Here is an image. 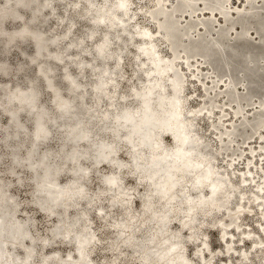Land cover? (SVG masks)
I'll list each match as a JSON object with an SVG mask.
<instances>
[{"label":"bare ground","instance_id":"bare-ground-1","mask_svg":"<svg viewBox=\"0 0 264 264\" xmlns=\"http://www.w3.org/2000/svg\"><path fill=\"white\" fill-rule=\"evenodd\" d=\"M0 1H2L0 2V44L3 51L7 53L11 48L19 47L21 54L27 57V62H20L15 67L7 58L0 59V75L9 76L13 71L23 72L29 64L35 66L37 76L29 77L27 86L21 83L13 84L11 81L0 82V110L8 117V123L3 127L4 140L14 139L15 147L19 149L23 144L19 139L20 133L25 137L30 135L31 142L25 155L21 156L17 151L14 152L12 163L19 165L23 160L25 161L37 181L35 188L37 207L57 218L52 229L55 237L72 246V249L64 255L58 249L49 253L37 250L29 220L18 217V202L0 178V264H96L94 252L100 238L93 226L89 210L83 208L82 203L97 205L102 201L106 191L111 192L110 205L119 206L125 211L124 218L110 220L111 229L117 236L111 245L120 251L124 248L133 250L139 264H215L220 251L227 254L223 264L232 260L234 252L239 254L237 255V259L241 262L239 264H249L251 253L264 252V174H260L261 178L254 185L259 191L253 190V203L252 197H247L246 191L242 190L241 195H238L237 205L231 209L234 195L231 178L220 170L214 162L215 158L213 159L204 150L206 144L194 124V121L203 114L208 115L209 118H212V114H219L217 119L213 118L210 127L213 128V133L219 130L217 135L220 141L227 142L226 145L231 146L234 136L239 133L237 124L245 121L243 115L245 108L239 101L240 97L234 99L235 90L230 86L232 80L225 79V83L221 85L225 93L224 97L227 98L225 104L234 109L232 117L229 118L231 123L225 127V130L220 128V125H224L227 120L225 117L229 114L228 109H225L224 105L216 106L217 103L207 107L206 104L214 101L213 98L211 101H204L205 104L201 101L196 107L187 109L184 94L186 79L177 69V59L181 57L186 59L187 68H191L189 59L201 53L206 59L214 58L218 62L241 57L235 48L230 50V54H227V51L226 57L220 46L224 44L222 41L224 34H220V39L217 41H208L206 39L208 28L195 39L183 43L185 28L180 25L175 13L191 7V1L175 0L174 6L168 9L164 4L165 0H159L158 3L155 0L151 8L145 9L146 15L155 21V32H152L148 26H138L140 28L137 33L141 41L138 50L143 56L142 65L148 62L149 64L145 69L147 73L145 84L142 88L133 87L131 91L133 100L137 102L135 107L129 105L127 94H119L118 82L108 63L114 60V66L121 71L124 50L121 47L118 50L112 49V33L128 31V22L134 16L131 13V0H100L99 2L87 0L86 2L87 17L95 26L88 33L91 40L97 34L98 26L107 28L93 46V52L99 57L100 63L85 61V58L81 57L89 50L85 37L72 38L75 20L69 22L61 33L55 32L54 27L51 29L41 27L40 23L47 22L48 19L44 17V11L48 9L54 12L53 0ZM256 2L257 0H243L239 6L241 10L233 12L236 21L244 23L253 13ZM206 4L219 9L225 7L223 0H207ZM22 11L30 13L28 19L24 17ZM221 15V22L232 24L224 11H221ZM8 20L18 21L20 26L9 29L6 26ZM187 25L193 27L191 20ZM243 26L237 37H249L245 23ZM24 32L26 36L19 37ZM154 33L159 34V38L169 46L170 56L162 54ZM117 37L120 40L121 36L117 35ZM261 39L259 38L260 41ZM64 40H67V43L63 46ZM28 41L34 45V50L29 56L27 51L20 47V44ZM68 49L69 51L73 49L75 55H80L76 61L80 75L85 69L96 70L97 79L92 85V93L96 97L97 105H100L103 99H107L110 107L103 112L101 120L113 123L111 129L113 141L98 137V133L93 131L90 120L80 115L83 113L91 118L98 109L87 105V87L79 76L69 69L70 60L66 59ZM244 58L247 60V65L241 66L240 74L242 78H247L244 92L249 97L252 95L254 85L262 87L264 78L262 70L251 64L254 61L253 52L247 51ZM53 63L63 66L62 74L69 91L67 94L63 92L62 85L58 82ZM192 75L198 76L196 70L192 71ZM38 77L43 80L50 92L51 104L58 116L63 118L60 122L42 101V89ZM205 80L198 77V81L202 84L203 96L209 93ZM218 80L221 82L224 79ZM168 82L170 90L167 89ZM117 98L125 105L119 111H117ZM233 101H236L237 105H232ZM215 106L220 111L215 112ZM110 109L114 111L112 114ZM256 113L264 114V110H257L254 114ZM23 114H28L33 121L31 134L22 119ZM121 118H125L123 123L120 121ZM263 120L257 119L254 127H261ZM55 125L63 127L71 145L69 149L62 145L60 153L71 162L72 166H68L65 162L59 163L52 149L41 150L42 145L51 141L53 136L51 126ZM165 135L173 140L171 147L164 143ZM258 138H261L259 147L263 149L260 155L264 157V133H260ZM120 142L129 148L128 161L120 160ZM82 145L85 148H82ZM88 147L95 150L94 157L90 155ZM227 148L229 150V147ZM256 148L251 147L252 156L249 154L247 156V170L239 174L240 186L247 187L251 185L248 181H255L258 178L259 169L256 175L257 163L254 161L257 155ZM243 155V152L239 153L238 157ZM89 157H92L95 167L101 164L112 167V170L102 177L106 189H100L94 194L90 193L86 184V181L92 177L91 167L82 162ZM132 160L135 162V167L130 164ZM228 165L233 166L231 159L228 160ZM127 171L134 174L137 184L145 185L148 189L140 201L142 205L140 212L134 209L133 188L128 187L124 181L123 175ZM65 173L70 174V179L62 182L60 178ZM254 203L261 207L262 215L259 211L256 214L259 215L257 222L263 233L260 229H257L258 234H254L253 229H243L242 220L250 215L247 211L251 212L255 209ZM96 208L98 215L106 219L110 218L111 213L105 211L103 206L97 205ZM214 211L221 214L210 227L218 229L221 243L224 242L221 249L216 250L212 248L206 231H203L204 225L211 222V218L213 219ZM173 223L179 224V228H174ZM238 232L241 236L236 240L234 237ZM201 233L204 234L203 237L200 236ZM251 236L255 237L251 238ZM246 240L251 243L250 248L245 247ZM239 241L244 243L241 248L236 246ZM188 243L195 244L193 257L188 253ZM49 244L48 237L41 238L43 247ZM18 248L22 249L21 255L17 252ZM52 259L54 260L51 261ZM262 259L263 261L259 260L264 263V257ZM115 264H118L117 261Z\"/></svg>","mask_w":264,"mask_h":264},{"label":"rangeland","instance_id":"rangeland-1","mask_svg":"<svg viewBox=\"0 0 264 264\" xmlns=\"http://www.w3.org/2000/svg\"><path fill=\"white\" fill-rule=\"evenodd\" d=\"M76 1H78V3H76ZM97 1L99 2L100 0ZM174 1L175 0H165L164 4L168 9H171L174 6ZM189 1L192 2L191 7L181 9L175 13V16L179 20L180 25L185 28L184 30L185 36L182 38L183 43L188 42L191 39H195L199 34L205 32L204 30L206 28H208V32L206 35V39L208 41H212V42L217 41L220 39V34H224L223 35L224 37L222 39L224 44L220 45L223 48L222 53L226 55V52L228 51L227 54H230L229 53L231 52L230 50H233V48H235L238 51L239 55L241 56L239 58L229 60L230 62L227 61V59H224L225 61L223 62H218V60L214 58L206 59L205 56L201 53L189 59L190 63L192 64L191 68H187V65L185 64L186 59L184 60L181 57L176 60L177 69H179L184 74L186 79V89L184 94L186 95L185 98H186L187 109L190 110L191 108L196 107L201 101H203V103L205 104L204 101L206 100L211 101V98H213L214 101L207 103L206 104L207 107H212V104L217 103L218 105L216 104V106L220 107L224 105L225 106L224 108L228 109L229 114H227V116L225 117V119L227 120L224 122V125H220V128H223L225 130V127L231 123L229 118L232 117V111L234 110L232 106L225 104L227 98L225 99L224 97L225 93L223 92L224 90L221 88V85L225 83V79L232 80V82H230L231 83L230 86H232L231 88L235 90L233 92L234 99L240 97L239 101L245 108L243 113L245 121L243 123L240 122L241 124L236 123L239 126V133L238 135L234 136L233 138L234 143L231 142L230 143L231 146H227L226 145L227 142L222 143L220 141V137L218 138L217 135V132H219V130H215V133H213L212 132L213 128L210 127V123L213 120V118L217 119L219 117V114H212V118H209L208 115L203 114L194 121L196 129L198 130L199 134L203 137V141L206 144L204 150L208 152L209 155L213 157V159L215 158L214 162L219 166L220 170L226 173L227 175H229V177L231 178V185L234 190V195L232 198L233 203L231 204V209H233L237 205L239 198L238 195H241L242 190L246 191L247 197L250 196L252 197L251 202L253 203L254 191L255 190L256 192L259 191V189L254 185L256 184V181L261 178L260 174H264V170H262L264 166V157L260 155L263 149L259 147L261 138H258L260 133H264V123L261 127H254V124L257 119H262V120L264 119V114H260V113L254 114V112L257 110L258 111L264 110V104L262 106V102L264 101L263 98L264 81L262 87L254 85L252 87L253 88L252 95L248 97L245 95L244 92V87H245L244 85L247 84L246 83L247 78L246 77L242 78V75L240 74L241 66L247 65V60L246 58H244V54L247 53V51H251L253 52V59H254V61L251 64H255L256 67L262 70L261 73L264 78V0H257L256 5L253 8V13L250 16H248L246 18V21L244 22L245 27H247L249 30V32L247 33V36L249 37H245V36L237 37V34L241 32L242 28L244 27L243 26L244 23L242 21H236L235 19L236 17L233 14V12L241 10L239 6L241 5L243 0H223L225 7L221 9L212 6L211 4L210 5L206 4L207 0H189ZM53 2L55 7L54 12H50L48 9L44 11V15H45L44 17L48 19L46 20L47 22L40 23L41 27L43 29L44 28L51 29L54 27L55 29L53 28V30L55 32L61 33L66 29L67 24L69 22L75 20L74 34L72 35V38L76 39L79 36L85 37V43L86 46H88L87 48L89 50V52L84 53L81 57L85 58L84 59L85 61L92 60L96 63H100L101 61L99 57L95 55V53L93 52V46L95 41L99 40L100 37L107 31V28L103 26H98L97 27L98 35L96 34L93 40H91L92 38L88 36V33L91 31V29L95 28V26L91 24L89 17H87L88 15L87 4H86L87 0H53ZM131 2H132L131 13L134 14V16L132 20L130 19L128 22L129 23L127 25L128 31L126 33L125 32L120 33L119 31H117L116 33H112V37H113L112 45H111L112 49L118 50V48L121 47L124 50L123 64L121 71H118V68L114 66V60H110L108 63L110 65L112 72H114L115 78L118 82L119 94H127L129 105L135 107L137 105V102L133 100L131 91L133 87L142 88V86L145 84V80L147 76L145 69L148 67L149 64L148 62L147 64L142 65L143 56L140 55L138 50L139 45L141 44V41L139 39L140 38L139 34L137 33L138 29L140 28L138 26H148L152 32H155V21L149 18L145 13V9L151 8V6L155 3V0H131ZM158 2L159 0H157V3ZM221 11H224L227 14V17L232 24L228 25L225 24L224 22H221L222 20ZM22 12L25 15L24 17L28 19L30 13L28 11H22ZM216 13H218V15H216ZM66 17L68 20L65 19ZM209 18H211V20H209ZM189 20H191L193 27H189L187 25ZM6 26L9 29L17 28L18 26H20V22L15 20H8L6 21ZM117 35L121 36L120 40L118 39ZM154 36L157 38L158 47L160 48L162 54L165 56H170L171 54L169 51V46L164 42L162 38H159L160 37L159 34L154 33ZM259 38H262L261 39L262 41H260ZM66 43L67 40H64L62 45L64 46L66 45ZM33 46H34L33 43L30 41L20 44V47L24 48L27 51L28 56L33 52L34 50ZM67 53H68L67 57L69 58L66 57V59L70 60V63L68 64L69 69L71 70L72 73L78 75L79 78L85 83L87 87L86 88L87 105L90 107L93 106L92 108L98 109L97 112H95L96 114L93 115L91 118H89L88 115L83 113H81L80 115L84 117L86 120L87 119L90 120V123L93 126V131L98 133V137L106 138L109 141H113L114 138L111 133L113 123L104 122L101 120L102 119L101 115L103 114V112L108 110V108L110 107L107 102V99H103L101 101V104L97 105L96 97L92 93V85L95 83L97 79L96 70L85 69L84 73L80 75L79 69L77 68L76 65V61L79 59L80 55L79 56L75 55L76 52L73 49L70 51L68 49ZM183 55L184 54L182 53V56ZM2 58H7L11 62L13 67H15L20 62H27V57L21 54V49L19 47L11 48L7 53H5L0 44V59ZM53 65L56 67L58 82L60 83V85H62V88L64 90L63 92L67 94V92L69 91L64 81V75L62 74V72L64 71L63 66L57 63H53ZM27 66L29 67H27L26 70H24L25 72L23 71L19 73V71H13V73L9 76L0 75V82L11 81V83L13 84L21 83L23 86H27V80L29 77H37L35 66L29 64H27ZM193 70H196V73L198 75L197 77L192 75ZM198 77L201 79L202 78L206 79L205 86L209 88V93L206 94L205 96H203L204 92L202 91L203 89H201L202 84L198 81ZM219 78L220 79L223 78L224 80L219 82L218 80ZM37 79L42 89V101L47 105L51 113L54 114L57 121L60 122L61 120H63V118H60L58 116L57 111L55 110L54 106L51 104L50 92L46 88L43 80H41L39 77ZM168 84L169 82L167 83V89L170 90V86ZM116 103H117V111L121 110L125 106L121 102V99L119 98H117ZM232 105H237V102L233 101ZM109 111L111 112V114L114 112L112 109H110ZM217 111L220 110H218V108L216 107L215 112ZM22 119L25 122L31 134V132L33 131L32 119L28 114H23ZM123 120H125V118L120 119L122 123L124 122ZM7 123H8L7 115L0 110V178L6 183L9 193L14 195L18 202V217L23 220L24 219L29 220L30 230L33 236L35 237V245L37 250H40L43 253H49L53 250L58 249L60 250L61 254L64 255L65 253H67V251L72 249V246L67 242L62 241L60 238L55 237L52 229L56 223L57 218L53 215H50L42 211L37 207L36 192H35L37 181L34 179L33 173L29 170L24 160L19 165H15L14 163H12V156L14 152L17 151L21 156L25 155L27 149L29 148L31 137L30 135H28L29 137H25L22 133H20L19 139L23 144L19 149H16L15 147L16 141L14 139H10L8 141L4 140L3 127H5ZM245 123H247V125H245ZM255 128H259V129L255 130ZM51 130L53 134L52 139L48 144L42 145L41 150L47 148L52 149L56 155L55 159L59 163L65 162L68 166H72L71 162L68 159L64 158L60 153V149L62 145L63 146L65 145L66 149H69L71 147V145H69L70 144L69 141L65 136L63 127L59 125H55V126H51ZM223 137H226V135L225 136L223 135ZM246 137L249 139L247 140ZM164 143L168 147H171L173 145V140L171 139V137L165 135ZM119 147H120V160L128 161L129 148L126 145H124L123 142L119 143ZM227 147H229V150ZM251 147L253 148L257 147L256 148L257 157L255 156L254 161L257 163L255 174L257 175L258 169H259V174L257 176L258 178H256L255 181H248V183L249 184L251 183V185L244 187V186H240L239 184V176H240L239 174L242 171L247 170V162H248L247 156L248 154L252 156V153L250 152ZM82 148H85V146L82 145ZM88 148L90 151L89 152L90 155L93 156L95 150L91 149V147ZM242 152L244 154L243 157H238V154ZM91 158L92 157H89L88 159L87 158L83 159L82 162L91 167L92 177L90 178V180L86 181V184L88 186L90 193L94 194L96 191L100 189H106V186L102 182V177L104 174L111 171L112 167L105 164H101L99 167H95L94 164L92 163ZM229 159L233 161V166L228 165ZM130 164L135 167V162L133 160ZM123 176H124L125 184L128 187L133 188L134 209L137 212H140L142 208L140 201L142 197L145 195V193H147L148 189L145 185L143 186V185H139V183L137 184V181L135 180L133 173L127 171L124 173ZM248 177H251V175L250 176L248 175ZM68 179H70L69 173H65L60 178L62 182H65ZM236 188L238 191L236 190ZM110 195L111 192L106 191L104 193L102 201L99 204H97L103 206L105 211H109L111 213V216L108 219L103 218L102 216L97 214L96 204L92 205L87 202L82 203V207L89 210L93 220V226L96 228L98 236L100 238L99 244L97 245L94 252L95 262L96 264H115V261H117L118 264H139L136 253L133 250L124 248L123 251H120L114 249L111 245V242L115 240L117 236L116 233L111 229L110 220L113 221L117 218L118 219L124 218L125 211L119 206L112 207L110 205V201H109ZM255 206L256 207L253 211L251 212L247 211L250 213V215L244 217L242 223H243V229L244 228L253 229L255 231L254 234H258L257 229H260L262 233L263 231L261 230L259 223L257 222V219L259 217V215H257L258 214L257 211L260 212L259 213L260 215L262 214H261V207L258 206L257 204ZM74 213L75 212H73L72 215H74ZM214 213L215 214H213L212 216L213 219L211 218L210 219L211 222H207L209 223L208 225L207 223L204 225L203 231H206L212 248L216 250V249H221L222 243L224 244V242L221 243V239H220L221 237L218 229L210 227L211 223L215 222L221 214V213H216V211H214ZM254 213L257 214L255 215ZM173 226L174 228H179V224L177 223H173ZM203 235H204L203 233L200 234L201 237H203ZM240 236L241 235L238 232L235 235L234 239L237 240ZM43 237H48L50 240V244L46 247H43L41 245V238ZM253 237L255 236H251V238ZM185 239H187L186 236ZM243 244H244L243 242L239 241L236 243V246L237 248H241ZM250 246L251 243L246 240L245 247L250 248ZM187 248H188V253L191 255V257H193L195 244L188 243ZM17 252L21 255L22 249L18 248ZM218 253L219 256L217 255L215 264H223L225 262V259L227 258L226 257L227 254L221 251ZM234 253L235 254L232 257V260H228L227 264L241 263L237 259V255L239 254L236 252ZM254 253L255 252L250 254L252 261L250 260L249 264H264L262 263L264 252H260V254L259 253L254 254ZM259 259L262 261H260ZM53 260L54 259H52L51 261Z\"/></svg>","mask_w":264,"mask_h":264},{"label":"water","instance_id":"water-1","mask_svg":"<svg viewBox=\"0 0 264 264\" xmlns=\"http://www.w3.org/2000/svg\"><path fill=\"white\" fill-rule=\"evenodd\" d=\"M24 35L26 36L25 32L22 34V36H19V37H23Z\"/></svg>","mask_w":264,"mask_h":264}]
</instances>
